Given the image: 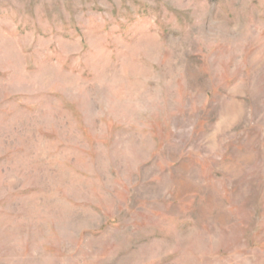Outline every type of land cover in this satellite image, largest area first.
Returning <instances> with one entry per match:
<instances>
[{
    "label": "rangeland",
    "instance_id": "obj_1",
    "mask_svg": "<svg viewBox=\"0 0 264 264\" xmlns=\"http://www.w3.org/2000/svg\"><path fill=\"white\" fill-rule=\"evenodd\" d=\"M0 264H264V0H0Z\"/></svg>",
    "mask_w": 264,
    "mask_h": 264
}]
</instances>
